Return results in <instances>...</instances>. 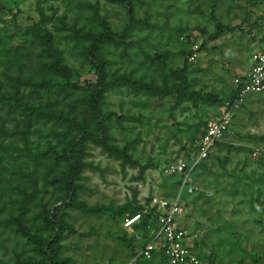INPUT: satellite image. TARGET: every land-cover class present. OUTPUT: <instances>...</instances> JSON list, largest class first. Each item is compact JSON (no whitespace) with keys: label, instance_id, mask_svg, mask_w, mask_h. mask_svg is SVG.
Here are the masks:
<instances>
[{"label":"rangeland","instance_id":"374dc122","mask_svg":"<svg viewBox=\"0 0 264 264\" xmlns=\"http://www.w3.org/2000/svg\"><path fill=\"white\" fill-rule=\"evenodd\" d=\"M123 29L126 36L117 46L104 44L100 51L109 62V77L127 75L171 90L182 86L173 73L184 66L185 91L210 94L219 102L178 98L171 91L149 96L128 87L106 92L107 143L126 157L108 153L95 141L79 146L85 167L72 203L60 180L76 133H66L53 118L39 117L23 141L35 159L27 170L22 158L16 160L34 173L35 198L23 228L0 227V264H51L42 243L53 241L58 220L64 227L54 244V264H132L138 259L148 233L124 224L146 212L152 197L172 199L179 192L177 175L171 179L163 169L178 160L190 164L207 123L234 102V81L264 41V0H0V83H6L1 62L9 57L2 38L13 35L9 45L32 53L31 62L23 60L29 69L23 68L21 79L59 85L64 77L50 67L46 47L59 55L72 80L94 82L95 64L87 56L93 39ZM76 32L83 38H75ZM193 53L197 57L191 61ZM40 61L47 73L38 69ZM9 73L17 76L14 68ZM44 90L47 98L41 92L34 105L66 113L72 100L73 114L81 118L87 112L81 99L75 100L81 90L68 88L75 96L67 99L58 96L56 86ZM17 140L4 137V143L22 147ZM2 163L9 158L4 155ZM191 184L192 194L183 191L181 221L191 249L213 264H264V92L238 104L219 144L192 170ZM92 207L110 210L88 212ZM134 208L141 211L130 215Z\"/></svg>","mask_w":264,"mask_h":264},{"label":"trees","instance_id":"16d2710c","mask_svg":"<svg viewBox=\"0 0 264 264\" xmlns=\"http://www.w3.org/2000/svg\"><path fill=\"white\" fill-rule=\"evenodd\" d=\"M127 29H123L119 35H110L107 33L98 34L97 37L93 39V42L88 49L87 56L88 59L93 61L95 64V81H78L72 80L70 78L67 69L61 65V59L59 55L53 52L49 47H46L47 54L52 59V64L50 67L57 70L64 77V82L62 84L56 85L53 81H39L32 82L31 77L27 76L21 79V74L23 73V68L29 69V66L23 60L26 59L31 62L32 53L22 54L23 47L13 48L9 45L13 38L12 36L2 38L4 44H8L5 47V53L9 55L5 61L1 63L4 66V80L6 83H0V213L5 212L4 219H0V227L8 229V227H19L23 228V224L27 221V214L29 212L28 205L34 200L36 192V178L33 172H26L28 169V162L35 159L31 153H29L28 143L23 142L26 136L30 132L31 126L38 122L39 117L53 118L57 124L63 126L66 133L71 131L76 133L75 139L70 143L66 151V158L68 162V168L66 173L60 180L62 187L68 194V203H72L75 199L76 191L79 189V185L76 183L80 175L81 170L85 167L82 159L78 153V147L81 146L85 141H95L99 146H101L105 151L110 154L118 155L119 157L125 158L124 153H119L113 147L107 143L109 141L108 128H107V116L102 112V99L106 92L110 90L118 89L120 87L131 88L135 92H143L149 96H162L168 94L170 91L175 94L178 98L186 95L190 99L195 97H201L208 102H219L215 96L210 94H199L195 92H186L184 87L186 86V81L184 73L186 68L183 66L173 73L177 80L182 82V86L173 87L171 90L166 88H157L151 85L138 82L127 75H121L118 77L111 78L105 71V68L109 62L104 59L100 51L104 44H111L117 46L119 40L125 38ZM39 38L40 36H36ZM77 39H82L83 36L77 32L74 34ZM37 64V63H36ZM41 61L37 64L38 69L44 70L45 73L48 69L42 67ZM14 68L17 72V76L13 77L9 71ZM56 86L58 89V96L61 94L62 98H69L71 96L70 91L67 89H79L81 92L75 96V100L78 102L79 99L84 103L87 112L82 114V117H78V113H74L73 101H69L68 111L66 113L57 111H48L47 109L34 105L32 100L38 99L41 92L45 94L43 89L47 87ZM20 89L22 91H20ZM240 87L235 90L234 99H237ZM24 118V121L19 119ZM39 131V129H36ZM36 132V131H35ZM62 135V134H61ZM9 136L11 141L14 139L17 141H22V147H18L16 144L11 142L4 143V137ZM23 137V138H22ZM217 143L216 145H218ZM197 150V145L195 151ZM14 154H16L14 156ZM4 155L9 158V163L3 164ZM17 158H22V164L25 167L23 170L21 164H16ZM189 158L188 162H190ZM187 161V160H186ZM174 179L175 176H169ZM178 177V176H177ZM176 184H180L178 181ZM186 194V191H185ZM184 194L182 193V196ZM183 199V197H182ZM184 202V200H183ZM126 209V207H125ZM140 208H134L130 210V215H134ZM110 210L109 207H92L87 209L88 212H100ZM141 211V210H139ZM138 211V212H139ZM18 213L16 217L14 214ZM140 219L137 223H133L131 229H144L148 234L146 235L147 240L144 245L150 239L149 229L156 228V216L154 209L147 208V211L143 214L138 213ZM185 218V216H184ZM62 221L58 220L56 222V236L53 241H47L42 243L43 251H45L49 262L54 264L55 261V245L59 242L60 232L63 231ZM140 226V227H139ZM18 230V229H16ZM143 245V247H144ZM142 247V248H143ZM135 253V252H134ZM135 255V254H134ZM131 256L130 258L134 257ZM152 260H157L161 264V259L153 257L151 260L143 259L139 257L132 264H138L142 262H150Z\"/></svg>","mask_w":264,"mask_h":264},{"label":"built area","instance_id":"2783aa9c","mask_svg":"<svg viewBox=\"0 0 264 264\" xmlns=\"http://www.w3.org/2000/svg\"><path fill=\"white\" fill-rule=\"evenodd\" d=\"M197 57L191 54L190 60ZM235 88L240 87L237 99L228 104V110L217 120L207 123L204 134L197 143V151L193 161L189 164L182 160L168 163L163 172L165 176L179 177V192L172 199L152 197L150 208L154 209L156 228L150 230V239L140 250L139 257L151 260L153 257L161 259V264H213L211 259L200 257L188 243V231L181 225L184 219L185 207L182 193H193L191 172L195 166L206 159L222 136L230 128L233 112L238 104L243 102L247 95H258L264 92V41L249 55V66L242 77L234 81ZM138 219L133 216L125 226ZM137 221V222H138ZM136 222V223H137Z\"/></svg>","mask_w":264,"mask_h":264},{"label":"bare ground","instance_id":"6f19581e","mask_svg":"<svg viewBox=\"0 0 264 264\" xmlns=\"http://www.w3.org/2000/svg\"><path fill=\"white\" fill-rule=\"evenodd\" d=\"M136 221H138V219H136V220H134L133 222H131V223L129 224V226L132 225L133 223H135Z\"/></svg>","mask_w":264,"mask_h":264},{"label":"crops","instance_id":"0c3cea01","mask_svg":"<svg viewBox=\"0 0 264 264\" xmlns=\"http://www.w3.org/2000/svg\"><path fill=\"white\" fill-rule=\"evenodd\" d=\"M219 143V142H218Z\"/></svg>","mask_w":264,"mask_h":264}]
</instances>
